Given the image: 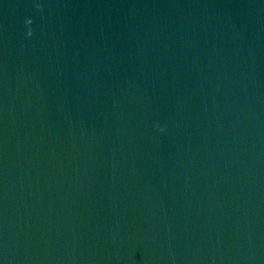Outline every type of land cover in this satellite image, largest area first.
I'll use <instances>...</instances> for the list:
<instances>
[{
	"label": "water",
	"instance_id": "1",
	"mask_svg": "<svg viewBox=\"0 0 264 264\" xmlns=\"http://www.w3.org/2000/svg\"><path fill=\"white\" fill-rule=\"evenodd\" d=\"M0 264H264V0H0Z\"/></svg>",
	"mask_w": 264,
	"mask_h": 264
}]
</instances>
